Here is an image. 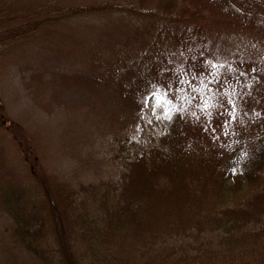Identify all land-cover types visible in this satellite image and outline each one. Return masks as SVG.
Instances as JSON below:
<instances>
[{"label": "rangeland", "instance_id": "obj_1", "mask_svg": "<svg viewBox=\"0 0 264 264\" xmlns=\"http://www.w3.org/2000/svg\"><path fill=\"white\" fill-rule=\"evenodd\" d=\"M210 73L264 113V0H0V181L36 170L75 188L117 182L116 141L135 159L184 84ZM152 92L166 97L155 111ZM231 124L215 114L189 128L206 143ZM0 264H42L14 240L1 198Z\"/></svg>", "mask_w": 264, "mask_h": 264}, {"label": "trees", "instance_id": "obj_2", "mask_svg": "<svg viewBox=\"0 0 264 264\" xmlns=\"http://www.w3.org/2000/svg\"><path fill=\"white\" fill-rule=\"evenodd\" d=\"M192 82L135 159L116 141L117 182L75 188L36 170L20 184L0 181L19 247L42 264H264V113L213 73ZM215 114L232 124L204 143L189 127ZM3 119L0 109V128ZM9 135L19 144L18 126Z\"/></svg>", "mask_w": 264, "mask_h": 264}, {"label": "snow or ice", "instance_id": "obj_3", "mask_svg": "<svg viewBox=\"0 0 264 264\" xmlns=\"http://www.w3.org/2000/svg\"><path fill=\"white\" fill-rule=\"evenodd\" d=\"M153 98L155 99L156 101V104H155V107L152 109L153 111H155V108L156 107H160V105L162 104V102L166 99V97L164 96H157V94L155 92H152L150 93ZM145 106L147 107L148 106V101L145 100ZM205 107H207V105H205ZM164 113H165V116L167 117L168 116V113H169V109L168 108H164ZM170 118V117H169Z\"/></svg>", "mask_w": 264, "mask_h": 264}]
</instances>
